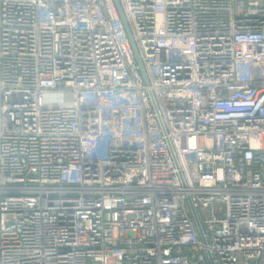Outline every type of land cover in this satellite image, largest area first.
<instances>
[{
  "label": "built area",
  "instance_id": "obj_1",
  "mask_svg": "<svg viewBox=\"0 0 264 264\" xmlns=\"http://www.w3.org/2000/svg\"><path fill=\"white\" fill-rule=\"evenodd\" d=\"M118 1L148 83L117 0H0V264H264V0Z\"/></svg>",
  "mask_w": 264,
  "mask_h": 264
},
{
  "label": "water",
  "instance_id": "obj_2",
  "mask_svg": "<svg viewBox=\"0 0 264 264\" xmlns=\"http://www.w3.org/2000/svg\"><path fill=\"white\" fill-rule=\"evenodd\" d=\"M117 4H118V8H119V11H120V14H121L122 20H123V22H124V24H125V26H126V29H127L128 34H129V37H130V40H131L132 46H133V48H134V51H135V54H136V57H137L138 63H139V65H140V70H141V72H142V74H143V76H144V79H145L146 83H148L149 80H148V77H147V74H146V70H145L144 64H143L142 59H141V57H140V54H139V52H138V48H137L136 43H135V41H134V38H133V36H132V32H131V29H130V27H129V24H128L127 20H126V17H125L124 11H123V9H122V6H121V4H120V2H119L118 0H117ZM193 213H194V215H195V217H196V219H197V223H198V225H199V228L201 229L200 221H199V218H198V216H197L196 210H195L194 208H193Z\"/></svg>",
  "mask_w": 264,
  "mask_h": 264
}]
</instances>
